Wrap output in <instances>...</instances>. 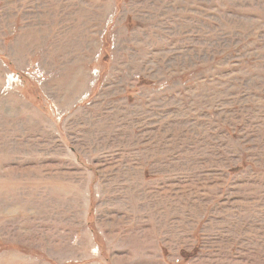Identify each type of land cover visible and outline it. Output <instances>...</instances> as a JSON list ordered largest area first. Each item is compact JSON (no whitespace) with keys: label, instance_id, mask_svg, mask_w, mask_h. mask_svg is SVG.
Instances as JSON below:
<instances>
[{"label":"rangeland","instance_id":"1","mask_svg":"<svg viewBox=\"0 0 264 264\" xmlns=\"http://www.w3.org/2000/svg\"><path fill=\"white\" fill-rule=\"evenodd\" d=\"M0 264H264V0H0Z\"/></svg>","mask_w":264,"mask_h":264},{"label":"trees","instance_id":"2","mask_svg":"<svg viewBox=\"0 0 264 264\" xmlns=\"http://www.w3.org/2000/svg\"><path fill=\"white\" fill-rule=\"evenodd\" d=\"M191 253L195 255L196 254V250H193ZM181 255H183V258L185 257V255L183 253H181Z\"/></svg>","mask_w":264,"mask_h":264}]
</instances>
